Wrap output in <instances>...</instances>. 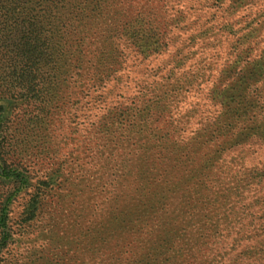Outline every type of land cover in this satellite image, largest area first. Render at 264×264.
I'll list each match as a JSON object with an SVG mask.
<instances>
[{"label": "rangeland", "instance_id": "rangeland-1", "mask_svg": "<svg viewBox=\"0 0 264 264\" xmlns=\"http://www.w3.org/2000/svg\"><path fill=\"white\" fill-rule=\"evenodd\" d=\"M83 1L102 22L94 51L118 8ZM121 1L164 31L156 52L121 41L96 86L73 70L47 158L20 110L6 114L28 179L0 178V264H264V0ZM130 104L148 119L98 131ZM107 175L116 190L97 194Z\"/></svg>", "mask_w": 264, "mask_h": 264}, {"label": "trees", "instance_id": "trees-1", "mask_svg": "<svg viewBox=\"0 0 264 264\" xmlns=\"http://www.w3.org/2000/svg\"><path fill=\"white\" fill-rule=\"evenodd\" d=\"M5 1L7 3L0 5V178L26 184L28 177L24 175L20 161H13L25 154L26 149L14 148L9 140L11 125L6 117L8 111L20 110L23 117L21 123L43 141L44 156L47 158L55 137L51 124L56 120V112L67 102L61 96V88L64 83L73 88L80 84L72 80L73 70L87 66L90 71L84 77L88 83L96 86L102 79H110L119 71L116 67L123 63L124 52L120 49L121 41L146 57L149 52L159 49L164 31L157 32L153 23L140 13L130 15L124 9H119L123 1L112 0L110 4L118 9L111 12L118 18L106 28L105 45L93 51L90 41L93 24L101 26L102 22L98 16L93 21V9H85L84 1ZM20 28L26 32L22 33L18 40L22 43L18 45L14 44L15 33ZM93 55L103 62L94 70L90 59ZM150 109H138L134 104L114 106L107 113L108 120L101 121L98 131L111 135L117 130L134 128L148 119ZM110 128H114V131ZM107 176L97 189V194H108L116 188L114 179L111 175ZM118 199L119 194L111 197L112 202ZM2 206L4 209L0 213H5L8 204ZM36 211L37 205L29 214ZM5 221L4 214L3 223Z\"/></svg>", "mask_w": 264, "mask_h": 264}]
</instances>
